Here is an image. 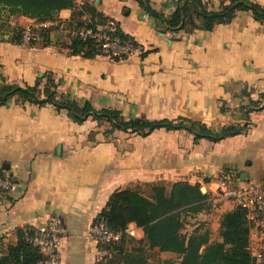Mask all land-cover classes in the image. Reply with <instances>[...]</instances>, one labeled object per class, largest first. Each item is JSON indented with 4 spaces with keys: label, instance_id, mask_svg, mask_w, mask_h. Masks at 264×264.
Instances as JSON below:
<instances>
[{
    "label": "crops",
    "instance_id": "0c3cea01",
    "mask_svg": "<svg viewBox=\"0 0 264 264\" xmlns=\"http://www.w3.org/2000/svg\"><path fill=\"white\" fill-rule=\"evenodd\" d=\"M84 1L94 2L148 52L123 58L73 53L68 43L76 28L66 22L72 8L61 9L57 20L1 9L0 86L40 82L44 89L53 78L59 95L118 109L127 118L184 116L214 127L248 126L216 141L196 140L186 128L162 126L142 134L116 128L105 117L77 121L65 107L16 93L0 104V166L16 182L0 202V237L16 242L19 228L59 218L65 226L62 264H95L99 246L89 227L114 191L188 180L208 193L209 206L197 214L213 220L206 222L211 238H220L221 216L237 204L229 189L264 178V108L249 116L242 108L264 91V22L251 9H240L211 30L176 32L158 23L139 0H77ZM205 2L211 9L222 0ZM151 3L166 14L176 6L174 0ZM26 25L43 39L30 44L16 39V29ZM226 169L235 172L230 180L222 178ZM249 221L250 243L257 245L255 222Z\"/></svg>",
    "mask_w": 264,
    "mask_h": 264
},
{
    "label": "trees",
    "instance_id": "16d2710c",
    "mask_svg": "<svg viewBox=\"0 0 264 264\" xmlns=\"http://www.w3.org/2000/svg\"><path fill=\"white\" fill-rule=\"evenodd\" d=\"M139 2L158 23L176 32H190L197 28L211 30L218 23L230 21L240 9H251L255 17L264 22V4L255 0H222L218 8L211 9L207 7L205 0H174L175 9L169 14L155 8L151 0ZM67 7L72 8L73 13L66 22L76 28L68 43L73 53H105L102 47L104 37H84L79 32L82 27L105 32L110 38L118 36L121 45L142 46V54L148 52L134 35L125 32L114 18L99 10L94 2L84 1L78 4L77 0H0V10L6 9L8 14L28 15L39 20H57L60 10ZM106 24L108 27H101ZM21 30L22 28L16 29V39L19 41ZM42 33L45 35L44 40H47L48 32L44 29ZM111 55L123 58L128 54L119 52ZM16 93L24 100L50 102L57 107H65L77 121L85 120L90 115L105 117L116 128L142 134H148L154 128L162 126L169 129L186 128L194 133L196 140L206 137L216 141L242 132L248 126L246 122L244 126L230 123L214 127L184 116L178 119H148L139 116L127 118L118 109H97L89 100L78 102L68 98L66 94L59 95L53 78H48L44 89L40 87V82L25 86L4 84L0 86V104L6 103ZM242 108L247 116L252 110L263 109L264 91L260 92L258 98H250V102ZM144 188H149L148 193L143 191ZM208 206V193L202 191L199 182L192 183L188 180H177L170 185L163 182L147 183L146 186L125 187L114 191L95 221H103L111 229L122 230L123 233L118 240L98 243L99 248H106L109 253L98 258L95 264H107L105 260L108 257L112 264H160V258L155 257V247L176 252L180 256L179 264H254L255 258L250 249L251 223L247 215L248 208L242 204L237 203L234 208L222 214L220 238L212 239L211 227L202 221L196 222L191 231H183L186 216H193ZM131 222L144 231L142 241L146 249L142 252H129L120 244L125 236L132 235L124 231ZM35 231L32 226L19 228L16 242H5L0 237V264H46L45 253L31 239ZM151 256L155 259L150 260Z\"/></svg>",
    "mask_w": 264,
    "mask_h": 264
},
{
    "label": "built area",
    "instance_id": "2783aa9c",
    "mask_svg": "<svg viewBox=\"0 0 264 264\" xmlns=\"http://www.w3.org/2000/svg\"><path fill=\"white\" fill-rule=\"evenodd\" d=\"M42 23H46L43 21ZM101 27H108L103 25ZM100 27V28H101ZM21 42L30 44L32 40L43 39V36L36 28L26 25L22 28ZM84 37L89 35H97L104 37L102 42L103 51L107 54L127 52V54L142 50V46L134 47L132 45H121L119 37L110 38V35L93 31L92 28L82 27L79 30ZM235 176L233 169H226L222 173L223 179H231ZM16 182L12 176L4 173L0 166V202H3L4 195L14 189ZM229 194L234 197L237 203L248 208V218L255 222L256 235L259 238V244H251V253L255 258L254 264H264V178L258 181L249 182L247 184H236L229 189ZM36 229L31 239L37 243L46 255V264H62L60 256L61 237L65 232V226L59 218H55L51 223H42L38 226H32ZM136 226L129 223L125 232L135 235ZM29 230H27L28 233ZM89 233L93 240L97 243H108L121 238L123 231H115L108 227L103 221H95L89 227ZM109 253L106 248H99L98 257L102 258Z\"/></svg>",
    "mask_w": 264,
    "mask_h": 264
},
{
    "label": "rangeland",
    "instance_id": "374dc122",
    "mask_svg": "<svg viewBox=\"0 0 264 264\" xmlns=\"http://www.w3.org/2000/svg\"><path fill=\"white\" fill-rule=\"evenodd\" d=\"M149 188H144L143 191H145L146 193H148ZM205 216L207 217V214H205V212H202V214H195V215H187L186 216V225L183 228L184 232H189L192 230L193 225L196 222L202 221V222H207L209 221V223L213 220H209V219H204ZM210 226V225H209ZM212 229H211V233H212ZM212 235V234H211ZM143 232L140 230L136 231L135 235H129V236H125L122 240V242H120L121 246H123V248L125 250H129L130 251H140L142 252L143 249H146V246L144 244V242L142 241L143 239ZM155 252H157V255H155V257L160 258V264H179V260H180V256L176 253V252H172V251H164L161 250L159 247H155L153 249ZM154 256H151L149 259L153 260L155 259ZM165 259H169V262H165ZM105 262H107V264H109V257L107 258V260H105ZM110 264H112V262H110Z\"/></svg>",
    "mask_w": 264,
    "mask_h": 264
},
{
    "label": "water",
    "instance_id": "95a60500",
    "mask_svg": "<svg viewBox=\"0 0 264 264\" xmlns=\"http://www.w3.org/2000/svg\"><path fill=\"white\" fill-rule=\"evenodd\" d=\"M202 189L204 190V188L202 187Z\"/></svg>",
    "mask_w": 264,
    "mask_h": 264
}]
</instances>
